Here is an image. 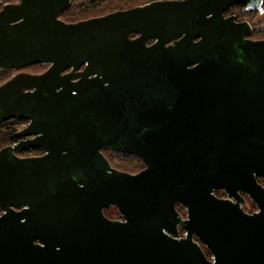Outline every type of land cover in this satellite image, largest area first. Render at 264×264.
Masks as SVG:
<instances>
[{"label": "water", "instance_id": "obj_1", "mask_svg": "<svg viewBox=\"0 0 264 264\" xmlns=\"http://www.w3.org/2000/svg\"><path fill=\"white\" fill-rule=\"evenodd\" d=\"M71 2L0 8V70L48 66L0 83V123L28 122L0 148V264H264V39L226 15L263 0L66 23ZM103 148L144 168L117 170Z\"/></svg>", "mask_w": 264, "mask_h": 264}, {"label": "trees", "instance_id": "obj_2", "mask_svg": "<svg viewBox=\"0 0 264 264\" xmlns=\"http://www.w3.org/2000/svg\"><path fill=\"white\" fill-rule=\"evenodd\" d=\"M151 1H155V0H141L139 4L130 6L129 4L130 0H72L69 7L60 15V19L66 23H74V22L82 20V19L71 20L74 14L80 10L83 12V14H85L86 11L92 12L94 9L99 8V6L101 5H104L105 7L111 5L108 8H112V9L106 12L108 14L114 11L125 10V9H129L135 6L144 5ZM118 4L119 5L123 4L122 5L123 7L116 8V5ZM262 6L264 7V0H263ZM255 13L256 12L247 11L245 7L242 5H235L229 9L226 15L234 14L236 16L237 21L249 22L250 25L252 26V34L250 36L251 39L264 38V27H260L257 24L254 25L252 23L253 16ZM88 18H92V16L86 17L85 19H88ZM47 67H48L47 65L37 64V65L29 66L23 69H33L34 72H42L46 70ZM15 71L17 70H0V83L8 79ZM19 123H21V120H19L18 123L17 122H1L0 123V148L10 143H13L15 141V139H13L11 136L13 132L17 130L15 126ZM31 151H39V149H32ZM101 152L107 158L110 165L117 170L128 172V173H137L144 168V164L141 162V160L134 156H130V155L122 154V153H115L107 148H103ZM114 154L123 156L120 163L113 162L112 156ZM110 209L114 210L113 207H111ZM176 209L181 216H185V211L182 207H180L179 205H176ZM105 214L107 213L105 212ZM115 214L117 215V213ZM182 234L183 232H180V235ZM203 251L205 255L208 258H210V253L204 247H203Z\"/></svg>", "mask_w": 264, "mask_h": 264}, {"label": "rangeland", "instance_id": "obj_3", "mask_svg": "<svg viewBox=\"0 0 264 264\" xmlns=\"http://www.w3.org/2000/svg\"><path fill=\"white\" fill-rule=\"evenodd\" d=\"M141 2V0H130V2H129V4H130V6H133V5H137V4H139ZM123 4H121V5H116V8H120V7H123L122 6ZM111 5H109V6H107V7H105L104 5H101V6H99V8H97V9H94L92 12L91 11H86V13L85 14H83V12L81 11H78L77 13H75L74 14V16L71 18V20H78V19H82L83 20V18H84V20H85V18L86 17H89V16H92V17H98V16H103V15H105V14H107L106 12L108 11V10H110V9H112V8H108V7H110ZM129 6V5H128ZM125 7V6H124ZM227 15H229V14H227ZM234 15V14H233ZM89 19V18H88ZM254 25L255 24H257L258 26H260V27H264V7L262 6V11L261 12H256L255 14H254V16H253V22H252ZM261 39V38H260ZM24 70H26L27 72H31V73H40V72H34V70L33 69H24ZM43 72V71H42ZM25 126V123H19V124H17L16 126H15V128L16 129H21L22 127H24ZM6 146V145H5ZM4 147V146H3ZM115 153H119V152H115ZM122 158H123V156H119L118 154H114L113 156H112V160H113V162H116V163H120L121 162V160H122ZM222 191H219V193L218 192H216L215 194H222L221 193ZM249 199V198H248ZM111 208V207H110ZM105 209V212L107 213V214H109V215H111L112 217H117V216H119V214L117 213V211H116V209L114 208V210H112V209ZM243 209H244V211L245 212H247V211H252V210H256V207H255V205L250 201V199H249V201H248V203L246 204V205H244L243 206ZM115 213H117V215L115 214Z\"/></svg>", "mask_w": 264, "mask_h": 264}, {"label": "flooded vegetation", "instance_id": "obj_4", "mask_svg": "<svg viewBox=\"0 0 264 264\" xmlns=\"http://www.w3.org/2000/svg\"><path fill=\"white\" fill-rule=\"evenodd\" d=\"M8 3H17V0H3L1 3H0V8L2 7V5L3 4H8ZM99 17V16H98ZM93 18V17H92ZM251 39V38H250ZM261 39H264V38H261ZM261 39H252V40H261ZM151 43V42H150ZM19 72H27L26 70H24V69H19V70H17V71H15L13 74H15V73H19ZM28 73H31V72H28ZM41 73V72H40ZM12 74V75H13ZM33 74H38V73H33ZM18 119H11V120H8V121H5V122H17L18 123ZM21 123H25V126L28 124V122L26 121V120H21ZM24 126V127H25ZM24 127H22L21 129H23ZM21 129H17L15 132H17V131H19V130H21ZM15 132H13V133H15ZM18 141V139H15V141L13 142V143H10V144H8V145H12V144H14V143H16ZM7 146V145H6ZM32 150V149H31ZM31 150H28L27 152H16V155L17 156H19V157H32V156H39V155H42L43 154V152L41 151V150H39V151H31ZM259 182L261 183V184H263L262 183V181L261 180H259ZM263 186H264V184H263ZM218 193H219V191H218ZM222 194L220 195V194H216V196L217 197H219V198H225L226 196H225V194L223 193V192H221ZM244 197H245V199H246V202H245V205L248 203V201H249V199H248V197L246 196V195H244ZM181 207V206H180ZM257 210V209H256ZM256 210H252V211H247L246 213H248V214H251V213H253V212H255ZM105 211V210H104ZM103 211V213H104V215L107 217V218H109V219H111V220H117V219H121V217L120 216H117V217H112L111 215H109V214H105V212ZM0 214H1V211H0ZM183 217H185V216H183ZM180 232H182V231H180L179 230V233ZM203 248V247H202Z\"/></svg>", "mask_w": 264, "mask_h": 264}, {"label": "built area", "instance_id": "obj_5", "mask_svg": "<svg viewBox=\"0 0 264 264\" xmlns=\"http://www.w3.org/2000/svg\"><path fill=\"white\" fill-rule=\"evenodd\" d=\"M185 235V233L183 232V234L182 235H180V236H184Z\"/></svg>", "mask_w": 264, "mask_h": 264}]
</instances>
